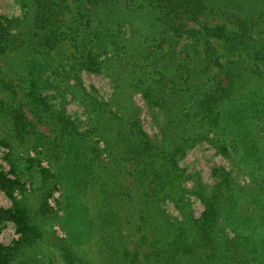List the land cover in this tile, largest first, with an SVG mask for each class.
Masks as SVG:
<instances>
[{"label":"trees","instance_id":"obj_1","mask_svg":"<svg viewBox=\"0 0 264 264\" xmlns=\"http://www.w3.org/2000/svg\"><path fill=\"white\" fill-rule=\"evenodd\" d=\"M14 1L20 15L0 13V224L19 236L0 264L51 249L64 264H264V0ZM84 71L111 78L108 99ZM202 143L230 162L213 185L181 164Z\"/></svg>","mask_w":264,"mask_h":264},{"label":"rangeland","instance_id":"obj_2","mask_svg":"<svg viewBox=\"0 0 264 264\" xmlns=\"http://www.w3.org/2000/svg\"><path fill=\"white\" fill-rule=\"evenodd\" d=\"M0 13L8 16H18L21 13L20 7L15 3L14 0H0ZM84 85L88 90H96L98 95L104 99H108L113 92V83L110 77L105 74H95L91 72H82L81 74ZM134 100L137 106L141 108V117L145 129H147L152 135H157L159 133L158 122L154 120L153 113L149 110V107L145 103L144 99L140 94L134 95ZM67 111L74 116H79L82 119H85L83 115L84 108L76 101H68ZM158 119L162 121V117L159 116ZM3 136V129H0V137ZM16 147V155L19 159L23 160L27 157L25 150L21 147ZM8 153V148L0 146V166L3 171L8 173L11 170V166L6 159V154ZM35 152L32 151V155ZM42 163L45 165L47 160L45 157H42ZM181 164L185 167L188 173H199L202 180L209 184L213 185L216 182V178L212 175V169L216 166H225L226 168H231L230 162L228 159L223 157L220 154H217L215 149L211 148L207 143H202L197 145L195 148L191 149L187 155L182 159ZM36 176V173L34 174ZM235 175L241 181H245L246 177L239 175L235 172ZM12 176V174H11ZM28 174L25 175V177ZM24 177V178H25ZM23 178V179H24ZM38 179V178H37ZM37 185V184H35ZM21 191L17 190V194L21 197ZM32 191L25 190V195L29 199L31 205L35 204V197H33ZM59 192H56L54 196L50 199L51 206L54 211L59 212V209L56 204V200L59 199ZM0 206L4 208H10L12 206V200L8 197L3 191L0 190ZM195 211L199 214L203 209V204L200 200L195 199L194 204ZM172 212L174 211L173 207L169 208ZM54 214V213H52ZM51 213L50 216H53ZM49 228L55 230L60 237L65 236V233L58 226V221L53 218L49 219ZM18 233L16 231V225L13 221H6L0 224V243L2 244H12L15 240L18 239ZM93 260H97V246L94 243H88L83 247ZM46 255L40 262L35 264H64L59 252L55 249L47 250ZM44 261V262H43ZM32 264V263H31Z\"/></svg>","mask_w":264,"mask_h":264}]
</instances>
